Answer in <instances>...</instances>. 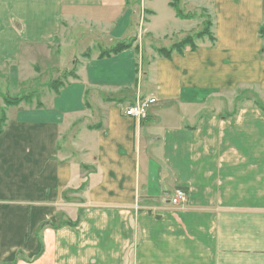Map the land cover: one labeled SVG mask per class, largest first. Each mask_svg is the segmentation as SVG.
Wrapping results in <instances>:
<instances>
[{
    "label": "crops",
    "instance_id": "obj_1",
    "mask_svg": "<svg viewBox=\"0 0 264 264\" xmlns=\"http://www.w3.org/2000/svg\"><path fill=\"white\" fill-rule=\"evenodd\" d=\"M212 1L214 41L147 56L142 34L103 58L102 48L63 54L56 65H68L58 69L68 78L57 92L37 84L41 101H22L14 116L6 108L0 264H264V0ZM112 2L0 0V67L9 64L13 91L24 57L61 40L66 18ZM124 19L80 32L110 28L108 49L129 37ZM147 97L157 98L147 118L124 114ZM71 143L83 162L62 153ZM79 164L89 173L76 184ZM74 188L82 214L61 223ZM177 188L187 201L175 208Z\"/></svg>",
    "mask_w": 264,
    "mask_h": 264
},
{
    "label": "rangeland",
    "instance_id": "obj_2",
    "mask_svg": "<svg viewBox=\"0 0 264 264\" xmlns=\"http://www.w3.org/2000/svg\"><path fill=\"white\" fill-rule=\"evenodd\" d=\"M147 2H150L151 8L154 11L148 8V6L146 5ZM211 3H213L212 0H176V4L184 17L179 16L177 9L174 8L171 4H168L167 0H116V2H112L108 5L111 6L110 11L107 9L108 11L106 10L95 13L92 12L90 14L81 13L78 11L75 12L70 17L65 19L67 29L64 32L61 40L55 42V44L50 47L49 50L47 48L42 49L38 54V48L35 47L33 50L35 52L32 51L34 59L27 58L28 56L24 57L21 64L23 71L21 74V82H19V89L22 90L19 91L20 93H16V90L13 91L14 89H12V87L10 86L9 64L7 63L0 67V113L3 108L6 110V112L8 111V109L6 108H8L9 106H6V100L4 101L6 97H18L21 95L29 96L31 93H33L31 91H37V84L40 88L46 87V84H51V86L49 87V91L54 90L52 88L54 82H57L58 84L62 82V84H65V81L68 78V72L63 71L60 73L58 69H63L64 66L67 67L68 65L61 64L62 67L56 65L61 59V55L63 56V54H65V56H68L69 58V55L71 54L70 58H72L74 53L80 54L83 50L88 53L92 52V54L96 53L101 48V52L105 50V47L107 45L106 42H110L111 38L110 28L104 30L102 27V29L104 30L102 31L103 33H100L98 31L95 33L89 31L87 33L80 32L83 31L84 28L92 26L94 29L99 30L100 28H98V26H104L106 25V23L107 26L116 27L118 23L122 22V20H125V16L126 20L130 16V27L128 30L129 35H127L129 37H126L124 40L120 39L117 42H114L115 45L113 46H116L121 42H127L133 45L136 38H139V36L141 37L143 34V37L144 35L148 36L147 38L150 45L147 52L148 56L151 53V50L158 52L159 47L171 48L174 44L181 43L183 40H185L188 35L193 36L194 45L197 44V42H199L201 38L207 36L204 35L203 37L198 38V36L196 35L199 32L201 33L202 31L209 29L207 27V23L209 22V20L212 21L213 25L215 16L213 14V6H211ZM99 20L102 24L96 26L95 24ZM104 20H107V22H105ZM125 24L127 25V21ZM147 26L156 36V39L152 37L151 33H148L146 31L145 27ZM186 26L188 28L187 30L184 28ZM182 30L186 31L182 32ZM210 31L212 32V26L210 27ZM85 40H90L91 42H85ZM78 43L84 44V46L86 44L90 47V49L78 48ZM186 47L191 49L190 45H187ZM74 48L75 50H73ZM35 58L37 59L35 60ZM37 64L39 70H36ZM72 67L73 65L71 64L70 68ZM74 70L75 68L71 69L70 73H73ZM56 76L58 77L55 79ZM35 81L37 83H35ZM40 88L39 90H41ZM41 91H46V88H43V90ZM251 98L253 100L258 99L254 95H251ZM35 99V97H30L28 99L26 98L23 102L25 104H30L31 101H35ZM37 99L41 101L38 96ZM17 111H19V106L14 105L10 107L8 113H12L14 116ZM76 130L77 129H74L73 132H71L75 133ZM67 147L70 148V150L67 152L63 150L62 153H65L70 159L74 158L78 163L83 162V157L81 155L78 156L75 153V147L72 143L71 145H67ZM65 149L67 148L65 147ZM72 149L74 152L72 151ZM85 168H83V164H79V168L75 173L74 183L77 184L88 179L85 174L89 173V169L86 166ZM87 184L88 182L86 183V185ZM70 191L71 192L68 196V202H66L64 205L66 207L62 206L59 211L58 220L61 223H63V221L72 222L77 220L76 218H79V215L82 214V210L84 208V205H80L81 201L79 200V198L81 197L76 193L77 188L71 189ZM73 207H75L76 209L79 208L77 209L79 212L78 215L73 216L72 213L76 211V209L73 211ZM55 227H57V225Z\"/></svg>",
    "mask_w": 264,
    "mask_h": 264
},
{
    "label": "trees",
    "instance_id": "obj_3",
    "mask_svg": "<svg viewBox=\"0 0 264 264\" xmlns=\"http://www.w3.org/2000/svg\"><path fill=\"white\" fill-rule=\"evenodd\" d=\"M170 4L174 8L177 9V12H178L179 16L184 17L182 15L181 11L179 10L177 4H176V0L171 1ZM211 26H212V21L209 20V22L207 23V27L209 29L202 31L201 33L199 32L196 36H198V38H201L204 35H207L212 41H214L215 37H214L213 33L210 31V27ZM261 33H262V35L264 37V26L261 28ZM187 45H190V48L192 50L197 48L196 44L194 45L193 36L188 35V37L185 40H183L181 43L174 44L171 48H164V47L158 48V53L163 55V56L169 57V56H171V54L174 51L183 53L184 50L187 48L186 47ZM131 47H132L131 43L121 42V43H118L116 46H113L111 48L103 50L101 52V54H100V57L103 58V57H106V56H110L112 54H118V53H120V52H122V51H124L126 49L131 48ZM63 85L64 84H62V82L60 84H58L57 82H54V85H52L53 86L52 88L57 92L59 90V88L61 86H63ZM50 86H51V84H50ZM30 97L32 98L33 96L30 94L29 96L28 95L27 96L26 95H21V96H18V97H6L4 99V101L6 100L5 101L6 106H14V105H19L26 98L28 99ZM263 110H264V108H263ZM6 120H7V114H6V110L3 108L1 110V113H0V135L3 132ZM77 223H78V220H75V221L69 222L68 224L76 225Z\"/></svg>",
    "mask_w": 264,
    "mask_h": 264
},
{
    "label": "built area",
    "instance_id": "obj_4",
    "mask_svg": "<svg viewBox=\"0 0 264 264\" xmlns=\"http://www.w3.org/2000/svg\"><path fill=\"white\" fill-rule=\"evenodd\" d=\"M157 102L156 97L137 98V100L127 106L124 114L139 121L147 118L152 106ZM187 201V193L183 188H177L170 198L171 205L175 208L181 207Z\"/></svg>",
    "mask_w": 264,
    "mask_h": 264
}]
</instances>
